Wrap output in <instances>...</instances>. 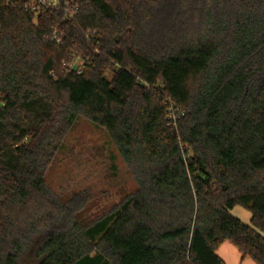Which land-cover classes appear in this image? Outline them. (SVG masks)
Wrapping results in <instances>:
<instances>
[{
  "label": "trees",
  "instance_id": "obj_1",
  "mask_svg": "<svg viewBox=\"0 0 264 264\" xmlns=\"http://www.w3.org/2000/svg\"><path fill=\"white\" fill-rule=\"evenodd\" d=\"M58 1L0 0V264H264V0ZM81 116L137 183L83 226L45 179Z\"/></svg>",
  "mask_w": 264,
  "mask_h": 264
},
{
  "label": "rangeland",
  "instance_id": "obj_2",
  "mask_svg": "<svg viewBox=\"0 0 264 264\" xmlns=\"http://www.w3.org/2000/svg\"><path fill=\"white\" fill-rule=\"evenodd\" d=\"M82 63L77 60L74 65ZM45 179L61 201H84L75 214L81 226L115 210L137 189L107 131L83 116L68 132ZM231 213L249 223L251 215L245 208L237 206Z\"/></svg>",
  "mask_w": 264,
  "mask_h": 264
},
{
  "label": "crops",
  "instance_id": "obj_3",
  "mask_svg": "<svg viewBox=\"0 0 264 264\" xmlns=\"http://www.w3.org/2000/svg\"><path fill=\"white\" fill-rule=\"evenodd\" d=\"M217 254L222 259L223 264H255L254 261L251 260L250 258H243L242 254L238 251V249L231 242H224L218 248Z\"/></svg>",
  "mask_w": 264,
  "mask_h": 264
},
{
  "label": "built area",
  "instance_id": "obj_4",
  "mask_svg": "<svg viewBox=\"0 0 264 264\" xmlns=\"http://www.w3.org/2000/svg\"><path fill=\"white\" fill-rule=\"evenodd\" d=\"M27 2V7L28 9L33 12V13H38L42 8H56L59 6V1L58 0H54V1H50V0H25ZM66 6L64 7L65 11L68 10L67 4H65ZM78 7H74L73 10H77Z\"/></svg>",
  "mask_w": 264,
  "mask_h": 264
}]
</instances>
